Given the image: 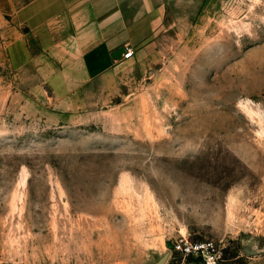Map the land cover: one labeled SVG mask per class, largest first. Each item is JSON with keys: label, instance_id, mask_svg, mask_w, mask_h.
<instances>
[{"label": "rangeland", "instance_id": "rangeland-1", "mask_svg": "<svg viewBox=\"0 0 264 264\" xmlns=\"http://www.w3.org/2000/svg\"><path fill=\"white\" fill-rule=\"evenodd\" d=\"M46 80L0 63V264L155 262L182 235L264 264V0H172L127 67Z\"/></svg>", "mask_w": 264, "mask_h": 264}, {"label": "crops", "instance_id": "crops-1", "mask_svg": "<svg viewBox=\"0 0 264 264\" xmlns=\"http://www.w3.org/2000/svg\"><path fill=\"white\" fill-rule=\"evenodd\" d=\"M172 0H0V63L47 79L66 98L127 67ZM128 48L134 57L126 59ZM53 79V80H51ZM149 257V256H148ZM173 251L142 263L178 264ZM188 264H200L189 260Z\"/></svg>", "mask_w": 264, "mask_h": 264}, {"label": "built area", "instance_id": "built-area-1", "mask_svg": "<svg viewBox=\"0 0 264 264\" xmlns=\"http://www.w3.org/2000/svg\"><path fill=\"white\" fill-rule=\"evenodd\" d=\"M126 59L134 57V50L128 48L124 54ZM175 259L178 264H188L194 260L200 264H223L225 262L222 247L214 240L194 241L187 236L178 237L171 245Z\"/></svg>", "mask_w": 264, "mask_h": 264}]
</instances>
